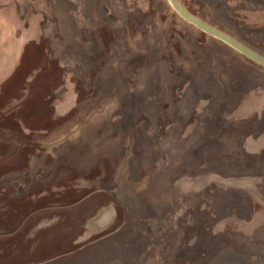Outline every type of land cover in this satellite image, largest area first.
<instances>
[{"label": "rangeland", "instance_id": "rangeland-1", "mask_svg": "<svg viewBox=\"0 0 264 264\" xmlns=\"http://www.w3.org/2000/svg\"><path fill=\"white\" fill-rule=\"evenodd\" d=\"M180 1L264 56V0ZM2 30L0 264H264V66L168 0H0Z\"/></svg>", "mask_w": 264, "mask_h": 264}, {"label": "water", "instance_id": "water-1", "mask_svg": "<svg viewBox=\"0 0 264 264\" xmlns=\"http://www.w3.org/2000/svg\"><path fill=\"white\" fill-rule=\"evenodd\" d=\"M171 7L183 18L187 23L195 26L213 38L220 40V42L234 48L241 55L255 61V63L264 66V56L257 53L254 49L248 47L242 42L238 41L235 37L228 33L221 31V29L203 21V19L195 16L189 11L180 0H168Z\"/></svg>", "mask_w": 264, "mask_h": 264}, {"label": "crops", "instance_id": "crops-1", "mask_svg": "<svg viewBox=\"0 0 264 264\" xmlns=\"http://www.w3.org/2000/svg\"><path fill=\"white\" fill-rule=\"evenodd\" d=\"M21 20V19H20ZM4 30V29H3ZM3 30H2V32H1V35L0 36H2V33H3ZM18 32V31H17ZM17 32H16V34H17ZM4 68H3V63H2V61H0V87H1V85L3 84V80H4Z\"/></svg>", "mask_w": 264, "mask_h": 264}, {"label": "trees", "instance_id": "trees-1", "mask_svg": "<svg viewBox=\"0 0 264 264\" xmlns=\"http://www.w3.org/2000/svg\"><path fill=\"white\" fill-rule=\"evenodd\" d=\"M221 30L226 31L225 29H221ZM226 32H228V31H226Z\"/></svg>", "mask_w": 264, "mask_h": 264}]
</instances>
